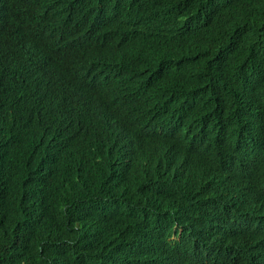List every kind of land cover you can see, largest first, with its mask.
I'll list each match as a JSON object with an SVG mask.
<instances>
[{
    "label": "trees",
    "instance_id": "1",
    "mask_svg": "<svg viewBox=\"0 0 264 264\" xmlns=\"http://www.w3.org/2000/svg\"><path fill=\"white\" fill-rule=\"evenodd\" d=\"M37 7L0 28V60L16 61L30 91L49 75L60 92L9 131L0 116V145L15 151L0 166L12 181L0 178V264H264V0ZM105 18L128 20L131 59L74 58L50 71L44 47L13 52L39 39L86 44ZM83 83L100 89L93 104Z\"/></svg>",
    "mask_w": 264,
    "mask_h": 264
},
{
    "label": "water",
    "instance_id": "2",
    "mask_svg": "<svg viewBox=\"0 0 264 264\" xmlns=\"http://www.w3.org/2000/svg\"><path fill=\"white\" fill-rule=\"evenodd\" d=\"M2 1L3 2H1L0 0V6H1L0 8V28L2 27L3 29H1V31L4 34H6L8 32V30H6L7 28L10 31H13L12 24H15L16 21L19 23L25 22L24 20L18 21L17 20L18 17L15 16V14L17 13L19 9H21L22 11H25L26 8L34 9L38 6V4H42L43 1L45 0H31V1L29 0H2ZM49 4L53 5L54 3L49 1ZM12 5H15L17 7V10L15 11L13 10L12 14L8 13V17H7L5 12L3 11L6 8L11 7ZM102 14L106 16H110V14H115V12L112 13L111 11H104L102 12ZM105 19L102 21L93 20L92 24L94 23L102 24L99 26L98 29L92 28L91 30V32H94V35L96 36V38H93L92 39L93 41L84 42L86 44L79 43L81 45L79 44L75 45L76 49H71V52L68 55H64L60 57L55 56V53L63 52V50L69 49V48L68 47L66 48V46H59L56 48L52 47V45H54L53 41H56L54 40V38L45 39V40L39 39L38 41L34 43L29 41V44L28 43L19 44L20 47L26 48L25 51H19V49H17L16 51H13V52L16 54H22L21 52L26 54V53H29L30 50L35 49L34 46H36L40 48V50L37 49V52L40 53L41 49L44 47V55L42 56H45L47 58L46 60H48V64L46 65H47L48 70L50 71H53V69H56L57 67L62 66L65 62H68V60H71L74 58H77L79 59V61H82L85 63H87L90 60H92L93 63L95 61H98V63L106 64L107 66L119 64L121 62L120 61L121 58L131 59L130 57L131 49L134 46L129 43H127V45L125 46L121 45L123 44V42L128 41V40L123 39L122 35L123 34L128 35V33L130 34L133 33L131 29H127L128 28L126 27L127 24L124 23L125 21L127 22L128 20L126 18H119L117 20L119 22L115 24L114 19H110V20L109 19L105 20ZM10 21H12L13 23H11ZM49 44H51V46L48 47ZM8 45L15 46L11 44L10 42H8ZM120 52H123V54L121 55ZM9 57L14 58V56H12L11 54L9 55ZM0 58L2 57L0 56ZM4 59L5 60H0V66H3L4 63H8L7 66L9 67V70H8V73L3 78H0V116L3 120H5V122L8 123L7 125L3 124V126H5V128L8 129L9 131L13 129V127H17L18 122L23 120V115H22L23 113L25 112L27 113L29 111H35L36 113L39 114V110L43 108L45 104H49V100L54 95L53 93L54 92L59 93L60 89L51 88V86L53 87L54 85H51L50 76L48 75L47 80L44 81L46 84L45 85L46 87H44L42 90L40 89L39 87L41 83V80H40V83L38 82L39 84L37 85V82H36L35 84L37 86L34 87L32 91H30V89H32L31 88L32 82L28 78L22 79L20 75L17 74L18 70L15 71V67H13L16 61L8 60L6 57ZM70 80H71V76H69V78L66 79L65 82H63V84L70 86L72 83L67 82ZM21 89H26L27 92L19 91ZM14 90L17 91V94L19 96H22V94H26V96L29 97L28 99H25L22 97L20 101L14 104L15 107L13 105L14 99H11L10 101L6 102V104L3 103V100L5 99V97L11 94ZM79 91L80 92L84 91V94L88 96V98H90V102L92 104L101 95L100 89L98 87L95 86V87L89 88L84 83L82 86L79 87ZM91 91H92V95L90 94ZM33 96H35V98L31 100ZM52 109L54 111L55 107H53ZM113 112L115 111L113 110ZM110 117H115V119H117V114L114 113V115ZM90 119L93 120L92 117H90ZM39 133L40 131L38 132V134ZM66 135L71 137L68 133ZM54 144L58 145L59 142L54 141ZM0 148H1L0 149V166L2 170L9 169L8 164L10 161L13 160V157L15 156L14 148L11 147V145L10 147H8L6 143L4 142L0 145ZM45 171L48 172L45 178L52 179L53 176L56 175L54 174L52 176L49 173L50 171H47V169H45ZM61 171L69 172V169L68 167H66V168L61 169ZM0 178L3 179L6 183L12 182L9 179L5 178L4 176Z\"/></svg>",
    "mask_w": 264,
    "mask_h": 264
},
{
    "label": "bare ground",
    "instance_id": "3",
    "mask_svg": "<svg viewBox=\"0 0 264 264\" xmlns=\"http://www.w3.org/2000/svg\"><path fill=\"white\" fill-rule=\"evenodd\" d=\"M29 1H31V0H29ZM69 4H70V3H69ZM69 4H68V5H69ZM37 8H38V7H37ZM34 12H35V11H33V13H34ZM106 20H107V19H106ZM109 20H110V18H109ZM127 29H132V28H131L130 26H128ZM128 35H130V33H128ZM242 37H246V35H242ZM49 46H51V44H49L48 47H49ZM67 47H68V48H71V49H76L75 44H74L72 47H70V46H66V48H67ZM34 51H36V49H34L33 52H34ZM224 53H226V52H224ZM67 54H70V50H67V51H65V52H57V53H55V56L60 57V56H64V55H67ZM231 55H233V54H231ZM45 58H46V57H45ZM45 58H44V59H45ZM86 83H88V84H90V85H93V84L90 83V81H86ZM101 91L104 92L103 90H101ZM141 91H143V90H141ZM134 92H135V91H134ZM221 138H222V137H221ZM189 147L199 148V146H189ZM172 243H177V241H173ZM184 243H185V242H182V244L179 245V246H181V247L184 248L185 250H186V248H190V247H192V246H186ZM175 248H177V247H174V246H173L171 249H172V250H175ZM164 249H165V248L163 247V250H164ZM126 257H127V258H125V262H124V263H125V264H129V263H130V258H129L130 256L126 255ZM134 258H135V259H138V256L135 254V255H134ZM219 258H223V257L220 256ZM107 264H108V263H107ZM115 264H120V262H119V261H116Z\"/></svg>",
    "mask_w": 264,
    "mask_h": 264
}]
</instances>
